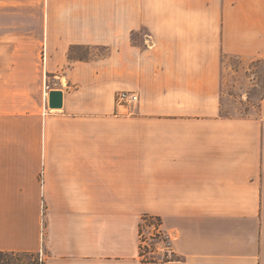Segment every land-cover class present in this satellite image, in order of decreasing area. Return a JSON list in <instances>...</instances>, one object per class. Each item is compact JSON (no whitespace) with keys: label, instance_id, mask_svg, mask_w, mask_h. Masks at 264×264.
Returning <instances> with one entry per match:
<instances>
[{"label":"crops","instance_id":"1","mask_svg":"<svg viewBox=\"0 0 264 264\" xmlns=\"http://www.w3.org/2000/svg\"><path fill=\"white\" fill-rule=\"evenodd\" d=\"M2 50L0 252L264 264V99L221 114L223 57L264 59V0H42L38 44ZM118 91L140 95L132 115ZM144 216L169 260L143 263Z\"/></svg>","mask_w":264,"mask_h":264},{"label":"rangeland","instance_id":"2","mask_svg":"<svg viewBox=\"0 0 264 264\" xmlns=\"http://www.w3.org/2000/svg\"><path fill=\"white\" fill-rule=\"evenodd\" d=\"M113 13H119V7H114ZM41 25L42 0H0V62L9 61L7 54L2 52L4 46H17L27 42H30V45L38 44ZM81 51L85 56L89 54V50ZM222 62L224 98L221 114L232 118L257 117L264 94V59L224 56ZM144 217L140 234L148 237L151 232L148 226L155 224L156 220ZM160 224L162 226V221ZM149 243L151 250L154 251L157 248L156 241L150 240ZM147 259L163 261L165 258L150 254L147 255ZM8 264H45V262L41 253H17L9 256Z\"/></svg>","mask_w":264,"mask_h":264},{"label":"built area","instance_id":"3","mask_svg":"<svg viewBox=\"0 0 264 264\" xmlns=\"http://www.w3.org/2000/svg\"><path fill=\"white\" fill-rule=\"evenodd\" d=\"M116 106L119 109L124 111L123 115H132L134 110L140 105L141 98L137 92L134 91H119L116 95ZM156 220V219H153ZM146 222V221H143ZM151 228V232L148 234V237H143L141 233V246L140 252H144L143 258H147V255L154 254V251L151 250V245L149 243L150 240L156 241V245L162 247L163 254L161 255L166 260L170 259V250H171V237L164 233L162 230V226L158 220H156L155 224L148 226ZM142 232V231H141ZM149 250V251H148ZM151 250V251H150ZM163 261H166V260Z\"/></svg>","mask_w":264,"mask_h":264},{"label":"trees","instance_id":"4","mask_svg":"<svg viewBox=\"0 0 264 264\" xmlns=\"http://www.w3.org/2000/svg\"><path fill=\"white\" fill-rule=\"evenodd\" d=\"M241 58V57H240ZM263 99H264V94H263V96H262V99H261V103H262V101H263ZM261 103H260V105H261ZM222 117H224V118H232V117H230V116H224V115H222ZM146 218H149V219H156V220H158L159 222H161V219L159 218V217H149V216H145ZM144 217V218H145ZM17 253H10V252H0V264H8V258H9V256H13V255H16ZM144 252H142V250H141V252H140V256H141V258H142V261H143V263H154V262H157V260H155V259H147V258H143V256H144Z\"/></svg>","mask_w":264,"mask_h":264},{"label":"water","instance_id":"5","mask_svg":"<svg viewBox=\"0 0 264 264\" xmlns=\"http://www.w3.org/2000/svg\"><path fill=\"white\" fill-rule=\"evenodd\" d=\"M63 105V93L54 91L49 94V108L52 110L61 109Z\"/></svg>","mask_w":264,"mask_h":264}]
</instances>
